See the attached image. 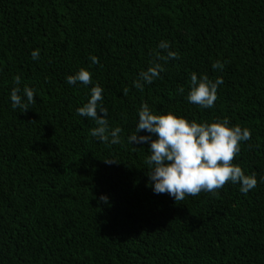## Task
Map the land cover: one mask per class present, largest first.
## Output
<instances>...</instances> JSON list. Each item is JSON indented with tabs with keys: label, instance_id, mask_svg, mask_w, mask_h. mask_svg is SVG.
<instances>
[{
	"label": "trees",
	"instance_id": "1",
	"mask_svg": "<svg viewBox=\"0 0 264 264\" xmlns=\"http://www.w3.org/2000/svg\"><path fill=\"white\" fill-rule=\"evenodd\" d=\"M161 41L179 59L158 60L165 71L141 92ZM81 68L92 83L68 84ZM192 72L223 79L214 107L188 102ZM25 85L27 112L10 99L18 86L27 103ZM96 85L121 143L99 142L77 114ZM145 103L249 129L234 163L257 187L178 204L155 194L150 143L128 142ZM0 264H264V0H0Z\"/></svg>",
	"mask_w": 264,
	"mask_h": 264
},
{
	"label": "clouds",
	"instance_id": "2",
	"mask_svg": "<svg viewBox=\"0 0 264 264\" xmlns=\"http://www.w3.org/2000/svg\"><path fill=\"white\" fill-rule=\"evenodd\" d=\"M159 48L167 51L170 44L161 41ZM39 55V50L31 53L34 60L39 59ZM169 59H179V53L167 51V55L163 56L160 52H156L155 58L150 62L151 66L139 73V77L134 81V87L142 92L145 84L150 85L155 79L160 78V73L165 69L157 61L166 63ZM90 60L93 64L99 63L95 56H91ZM224 66L225 64L220 61L212 65L214 70H223ZM66 81L71 85L77 82L89 85L92 83V75L90 71L81 68L75 75L68 76ZM13 83L19 85L21 77L15 76ZM222 83L223 79L220 77L213 81L207 75L198 78L197 73L192 72L188 102L205 109L214 107L218 99V86ZM128 91V88L123 89L125 96ZM20 93L21 88L18 86L11 90L12 107L27 112L28 105L36 102L35 91L27 85L24 86L23 95L27 98V103ZM102 93V87L99 85L93 87L89 101L77 109V114L95 121L97 127L92 128L90 135L99 142L121 143L122 129L116 127L109 130L108 109L100 103L103 101ZM177 93L183 94L184 88L180 87ZM138 117L135 132L128 137V142L150 143V155L144 162L149 167L147 175L155 194H168L178 204L186 197H196L202 192L216 194L228 183H239L240 191L244 194L257 187L255 173L245 175L243 169L234 163L241 152V142L251 139L249 129H242L239 125L230 127L227 118L209 124L190 122L171 112L153 114L146 103L138 111ZM142 131L151 135L139 136L138 133ZM104 162L117 163L111 159ZM100 199L107 201V197Z\"/></svg>",
	"mask_w": 264,
	"mask_h": 264
}]
</instances>
